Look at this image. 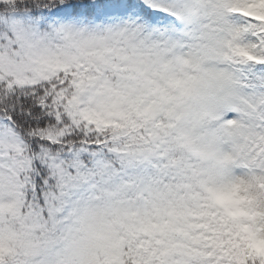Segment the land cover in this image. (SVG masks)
Instances as JSON below:
<instances>
[{"label":"snow or ice","instance_id":"1","mask_svg":"<svg viewBox=\"0 0 264 264\" xmlns=\"http://www.w3.org/2000/svg\"><path fill=\"white\" fill-rule=\"evenodd\" d=\"M0 264H264V0H0Z\"/></svg>","mask_w":264,"mask_h":264}]
</instances>
